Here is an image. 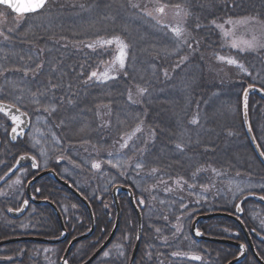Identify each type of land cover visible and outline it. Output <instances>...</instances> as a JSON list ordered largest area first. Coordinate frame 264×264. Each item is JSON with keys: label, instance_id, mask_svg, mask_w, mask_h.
I'll use <instances>...</instances> for the list:
<instances>
[{"label": "trees", "instance_id": "obj_1", "mask_svg": "<svg viewBox=\"0 0 264 264\" xmlns=\"http://www.w3.org/2000/svg\"><path fill=\"white\" fill-rule=\"evenodd\" d=\"M150 1L171 8L179 4L187 10L190 14L184 18L185 29L191 40L171 41L173 24L161 25L152 14L144 18L145 12L140 7L144 0H49L41 12L25 16L23 22L0 36V101L23 109L32 119L46 120L53 130L45 142L52 158L60 154L70 158V151L76 149L80 150L84 167L99 163L106 178L127 171V179L122 182L132 188L136 197V188L142 187L130 178L136 167L139 179L157 178L162 173L169 180L188 181L190 186L211 185L214 179L237 175L264 181V169L251 149L240 109V98L246 88L254 86L264 91V47L245 53L229 50L222 46L212 27L216 20L244 17L254 18L259 22L257 26L264 27V0ZM96 31L102 38L119 37L128 45L124 71H117L116 75L113 72L114 77L104 84L88 80L94 67L84 63L86 59L79 60L78 55L79 51L81 55H93L89 45L82 41ZM165 33L167 40L162 37ZM61 46L66 50L60 51ZM220 57L226 59L222 61ZM227 59H235L247 71L228 64ZM50 63L51 67H47ZM140 88L146 91L141 94ZM248 117L254 139L264 155V102L257 96L249 97ZM193 119L198 123H191ZM138 126L142 130L132 136ZM9 127L0 116V177L19 155L32 152L26 141L16 145L6 141ZM90 133H95L103 144L86 141ZM130 136L136 142L129 145L132 147H123ZM177 144L182 145V151ZM239 151H243L244 159L235 165L231 158ZM254 166L258 171L251 170ZM150 168L157 171L153 173ZM85 171L89 184L82 195L85 199L89 198L88 192L101 196L88 199L95 232L91 240L71 250L69 264L87 260L109 236L115 219L110 196L99 194L104 184L98 178L92 181L95 172ZM25 175L29 179L31 171ZM35 191L38 198L56 205L69 239L88 231L89 217L79 200L50 180L39 182ZM195 191L181 197L192 199ZM260 193L264 196V185ZM160 196L161 191H157L147 200ZM157 198L152 207L151 201H145L141 244L134 264H184L181 259H172V255L181 258L182 251L175 249V245H188L191 220L206 210L201 209L193 217L181 216L175 222L176 215H165ZM168 199L171 200L165 198V202ZM119 206V228L108 250L119 249L116 264H128L137 223L127 197L119 196ZM148 208L152 210L150 220L146 217ZM38 211L44 216L38 219L36 229L30 230L27 222L17 234L57 237L60 229L53 213L47 208ZM44 220L49 222L47 232L42 229ZM172 224L180 231L175 236L169 232L168 225ZM198 229L206 236L226 238V232H235L238 227L227 219H213L200 223ZM65 248L66 245L28 244L10 250L15 251L13 264H58ZM212 248L218 256L220 247L214 244ZM223 250L221 262L225 264L237 255L233 247L224 246Z\"/></svg>", "mask_w": 264, "mask_h": 264}, {"label": "rangeland", "instance_id": "obj_2", "mask_svg": "<svg viewBox=\"0 0 264 264\" xmlns=\"http://www.w3.org/2000/svg\"><path fill=\"white\" fill-rule=\"evenodd\" d=\"M138 1H143V0H138ZM145 3L141 5L140 3V7H141V11L145 12L144 18H149L150 14H152V16H154V19L156 21H158L161 25L162 24H173V29L180 27L182 28L184 31L182 33V35L180 37H176L174 32H172V40L174 41V39H180L182 38L184 43L188 42L189 40H191V38L188 37V32L187 29H185L186 24H185V16L183 15V13H181V15H177V11L178 9L175 6H172V8L166 4H162L160 2H156V1H148L144 0ZM132 4V3H131ZM134 5V3L132 4ZM164 7V12L160 13L158 12L156 9L159 7ZM150 8V13L148 11V9ZM187 11V10H185ZM188 17V16H186ZM245 18V17H244ZM24 17L23 16H18L12 14L7 8L1 7L0 6V36L3 34L4 31H10L11 27H16L18 24H20L21 22L24 21ZM231 20V19H230ZM241 19H233V24H229L228 21L226 20L224 22H217L214 21L215 23L212 22V27L214 28V31L217 32V34L219 35V38L221 40L222 46L224 48H227L229 50L235 51V52H239V53H245V52H249L252 51V49H248L245 51H240V47H244L243 45V41H251L253 39V37L256 38L258 43H262L264 40V27H259L257 26L259 22H257L256 20L254 21L251 20L250 22L247 23H236L237 21H240ZM218 25H223V31L221 30L220 27H218ZM172 29V31H173ZM224 31H227L230 33V35H228L227 37L224 35ZM161 32V29H160ZM164 32V31H163ZM100 32H94L89 34L90 37H88L86 40H83L82 43L85 45V43H87L88 45H91V47H89V50H91V52H93L92 56L86 55V54H82L80 53V51L78 52L79 60L81 59H86L84 61V63H90L89 65L93 66L94 69L93 71H91L90 73L92 74L93 72L97 73V77H93L92 79H95L94 83H106L108 81H110L109 79L113 78V72L114 74L117 73V71L123 70L126 66V63L124 64V67L121 68L119 65V62L117 61V56L119 53V45L117 43H112V44H107L104 43L105 41L108 40H114V38H102L99 36ZM167 33V32H166ZM165 33V34H166ZM167 34L166 36L162 35V37L164 39L167 40ZM184 37V38H183ZM65 40V39H64ZM62 40V41H64ZM170 40H168L170 42ZM61 41V44L63 43ZM123 41V40H122ZM233 41H236L240 47H232V43ZM124 42V41H123ZM125 43V42H124ZM126 44V43H125ZM65 48V46H61L60 51H63V49ZM168 48V46H167ZM256 49V48H255ZM254 49V50H255ZM59 50V49H57ZM66 50V49H64ZM78 50H81V48H79ZM96 52V53H94ZM126 52V57H125V62H127V57H128V48L125 50ZM171 52V51H170ZM169 52V53H170ZM14 53V52H12ZM32 53H34L32 51ZM167 53V54H169ZM166 54V55H167ZM91 55V54H90ZM47 58V62H48ZM56 61V60H55ZM56 65L57 61L54 62ZM47 67H51V63L49 64V66ZM105 73L107 75H105ZM116 75V74H115ZM89 79L88 80H92ZM69 121V120H68ZM72 123V122H71ZM105 127V126H104ZM53 134V130L51 129V126L46 122V120L42 119V118H34L32 121V125H31V130L30 133L28 134V137L26 140V145L27 147L32 151V153H35L38 157L39 160H41L43 163L41 165V169H45L47 168L49 162L52 161L55 163V161L57 160V158H61L63 160V165L62 166V170H61V174L63 175V177H68L70 178V172H68L67 170H71L72 174H74L75 172H77L79 174V179L82 180V182H77L78 184H76L77 189H81V190H85V188H88V180H87V175L85 174V172L83 171L82 165L76 163V162H82V164L84 163L82 161L83 158H81V156L79 155V151L80 150H76L73 149L70 151V158H66L64 157L62 154H60L59 156H57L56 158H51L50 153H46L47 149H44V147H48V143L45 144V142H47L49 140V138L52 136ZM122 137H120V139H122ZM86 141H89L92 144H103V142L101 141V139H99L95 133L94 134H88L85 137ZM38 141V143H37ZM135 139L133 137H131V139H127L125 141V143L128 144V147H132L129 146L130 144L135 143ZM89 143V144H90ZM87 144V143H85ZM241 153H237L235 156H233L231 158V161L233 162V164L237 165L241 162L243 158V151H239ZM79 157V158H78ZM83 157V156H82ZM81 159V160H80ZM247 161V160H246ZM94 163L88 165V167L86 168H90L93 169L92 165ZM250 164H251V160H250ZM253 165V164H252ZM83 166H85V164H83ZM135 168V167H134ZM152 169V168H150ZM258 168H256L255 166L251 169L254 171H258ZM25 171V170H24ZM138 167H136L133 172L131 173V177L130 178H134L136 181L135 183H138V186H142L144 188H138L137 186V190L136 193L138 195V199L139 200H144V201H151L149 202L150 207H152L151 205H153V200H155L157 197L154 198H150L149 200H147V198H149L150 196H152L153 194H156L157 191H161V195L160 197H158L157 199L161 200V203L163 205L162 207V212H164L165 215H176L174 218L175 222H179L181 216L183 217H193L195 213H198L201 209H204L206 211H212L213 210H218L221 208H228L229 210H233L234 206L236 204V201H238L242 196L244 195H249V194H256L257 192H259V188H261L264 185V181L261 179L258 180H251V177H247V178H241L239 175L237 176H233L231 179L230 178H225V179H214V181H211V185L210 184H204V185H200V186H190L188 183V181H184L183 179H178L180 181V183L178 184L177 181L178 180H169L167 179V176L159 173V175L157 176V178H148V177H143L141 179L137 178L138 177ZM95 174L94 176L91 174L88 176V178L92 177V181L97 180L95 178H98V180L100 179L102 184H104V186L100 187V191L99 193L101 195H108L109 194V190L111 188V186H113L114 184H120L123 183V180L127 179V171H123L120 172L119 175H114L112 176V178H106L103 171H100V168L95 170ZM241 175V174H240ZM133 176V177H132ZM24 177L25 174L20 173L19 175H17L16 178H13L11 181H9L8 183V187L9 188H15L18 187L19 188V193L21 194L22 190L21 188V184H23L24 181ZM19 180V183H17V181ZM73 180V179H72ZM138 180V181H137ZM74 181V180H73ZM134 181V180H133ZM213 182V183H212ZM140 183V184H139ZM228 184V187H226V185ZM222 185V187H221ZM237 186H239L240 188L243 189V191H237ZM194 187L196 188L197 191H195ZM195 191V197L190 199V198H183L181 197V195L183 194H189V193H193ZM186 192V193H185ZM2 194V193H1ZM88 197L89 199L91 198H99L98 194L95 192H88ZM165 198H170L171 200H167V202H165L166 200H164ZM220 199L223 200V202H220ZM176 205V207L179 206V208H174ZM178 205V206H177ZM260 207L253 204L251 206H249L247 208V214H246V221L247 224L251 225L252 227H256L258 229H264V215L262 213V211H260ZM112 213V211H110ZM151 212L152 210L148 208L147 213H146V217L147 220L151 219ZM164 216V215H163ZM173 220V221H174ZM191 223V222H190ZM169 228V232L171 234V236H175L177 234L180 233V231L178 230V228H176L175 225H168ZM177 231V232H175ZM189 233V231H188ZM227 235H230V233H227ZM175 237H173L174 240ZM178 239V236H177ZM224 240V239H222ZM225 241V240H224ZM227 241V240H226ZM231 241V240H228ZM167 241L165 240L164 243H166ZM180 244V243H179ZM215 246H219V245H215ZM175 249H180V250H184V254L183 257H189L191 255H198L200 256L202 259L200 260V262L198 264H207L205 263L208 258H210V256L214 257V261L212 258L211 264H218L220 263V261H215L216 257L214 255V248H212V246L209 245H205V244H196L195 242H189L187 246L182 248V245H175ZM105 253H107V255H105ZM102 257L100 258V263H106L108 261H110L113 257H115L116 255V249H111L107 252H105ZM118 256V255H117ZM204 259V263H202L201 261ZM233 260V259H232ZM230 260V262L232 261ZM210 263V261H208V264ZM188 264V263H187Z\"/></svg>", "mask_w": 264, "mask_h": 264}, {"label": "water", "instance_id": "obj_3", "mask_svg": "<svg viewBox=\"0 0 264 264\" xmlns=\"http://www.w3.org/2000/svg\"><path fill=\"white\" fill-rule=\"evenodd\" d=\"M30 2V0H14V3H20V4H24V3H28ZM47 2V0H46ZM2 7H6L5 5H0ZM12 13L18 15H23V14H28V12H25L23 14L19 13V12H15L13 11V9L8 8ZM41 10V9H40ZM39 11V10H37ZM36 11V12H37ZM34 13V12H31ZM257 96V98H260L262 101H264V92L259 89V87H254V86H250L248 88L245 89V91L243 92L242 95V100H241V105H242V122L247 134V137L250 141V144L252 146V149L254 150L257 158L259 159V161L261 162V164L264 166V156L262 155L255 139H253V134L252 131L250 129V125H249V120L248 118V100L250 96ZM11 106V107H9ZM0 107H4L5 111L8 113L7 115L4 114V112H0V115L6 117L11 125L12 128L16 127L17 131L16 133L12 132V128L9 132L8 135V141H10V143L15 144L17 141L19 140H24L25 136L27 135V133L29 132L28 129H30V119L29 116L24 113L23 111H21L19 109V111H17V107H14L8 103H4V102H0ZM12 116H18L19 120L17 121V123H13L11 117ZM0 147H1V142H0ZM21 157H23V159H21ZM19 157L16 160L15 165L13 166V168L8 171L7 175L5 176V179H9L11 178L15 172H17V170H20L21 168H25V167H30L32 169V171H37L38 169V164L37 161L29 156V155H23ZM33 162H35V167L33 166ZM49 178L50 180L54 181L55 183H57L59 186L63 187L65 190L69 191L71 194H73L77 199H79V201L82 203V205L85 207L89 219H90V229L87 233L71 240L70 244L68 245L65 253L63 254L61 261L59 264H68L67 258H68V254L71 251L72 247L79 243L80 241H85L86 239L91 238L94 229H95V224H94V219H93V214H92V210L90 209V205L89 203L86 201V199H84L75 189H73V187L68 184L67 182H65L64 180L60 179L58 176H56V173L52 170H46V171H42L39 174H37L32 180H30V182L27 184L26 186V195L27 198L29 199L28 202H31L35 205L38 206H48L49 208L52 209V211L55 213L59 223H60V231H61V236L60 239H51L50 241L48 239H41L38 237H22V238H16L13 240H9V241H4L0 243V247L1 246H6L7 244H11V243H39L43 244V245H57L60 243H63L64 240L67 239V231H65V227L62 221V218L59 214V211L56 209V207L50 203L47 200H41V201H35V199L32 197L30 189L32 187L33 184L36 183V181L41 180L43 178ZM124 194L126 195V197H128L129 203L131 205V207L133 208V211L135 213V217H136V222H137V234H136V241H135V245L133 247L132 250V254H131V258L129 261V264H133L135 261V257L138 251V247L140 245V241H141V233H142V218H141V209L143 208V204L139 203L137 204L133 195L132 190L130 189V187H125L123 185H116L114 186L111 191H110V195L114 204V208H115V212H116V217L115 218V222H114V227H112V231L109 235L108 238H106V241L100 246L99 249H97V251L92 255V257H90L88 260H86L85 263L83 264H92L95 259H97V257H99L106 249L107 247L111 244L112 242V238H114L117 230H118V226H119V221H120V207H119V203H118V196ZM255 201H257L258 203L264 205V200L260 197H254ZM28 202H25L21 209H19L18 211H10L8 212L10 216H12V218L14 219H18L20 217H22L24 215V213L26 212L27 206H28ZM242 209H241V202L236 206L235 209V214H226V213H209V214H203V215H198L195 217L193 223L191 224V228H190V234L192 239L197 242V243H211V244H226V245H230V246H234L235 248H238L240 250V254L239 256L234 259L233 261L227 263V264H239L240 262H242V260L245 257V246L244 245H239L236 244L232 241H224V240H218V239H214V238H210L207 236H204L201 232H199L197 230V226L200 222H204V221H208L211 219H228L233 221L234 223H236L238 225V227L240 228L241 232L244 233V235L247 237L248 241L250 242V236L249 234L246 232V229L244 228L243 223L241 222L240 218L242 216ZM197 232H199L200 234L197 235ZM252 236L258 240L259 242L264 243V237L259 236L258 234H256L255 232L251 233ZM250 251L253 255V257L255 258L256 262H258V264H264L260 258L258 257V255L256 254V252L254 251V248L252 245H250Z\"/></svg>", "mask_w": 264, "mask_h": 264}, {"label": "flooded vegetation", "instance_id": "obj_4", "mask_svg": "<svg viewBox=\"0 0 264 264\" xmlns=\"http://www.w3.org/2000/svg\"><path fill=\"white\" fill-rule=\"evenodd\" d=\"M1 147H2V141H1ZM25 154L33 157L38 162L39 167L41 169V165H42L41 164V161L39 160V157L35 153L29 152V153H25ZM25 154H21V155H25ZM21 155H19L18 157H20ZM18 157L16 159H18ZM62 162H63V160L61 158H57V160L55 161V163L52 162V161L49 162L46 170H52V171H54L56 173V176H59L64 181L68 182L77 192H79V194L82 195V191L83 190L77 189V187H76V184H78L77 182H79V183L82 182V180L79 179L80 178L79 177V174L77 172H75L74 174H72V171L71 170L70 171L67 170L68 172H70V175H69L70 178L63 177V175L61 174L62 173L61 170L63 169L62 166L64 167V165H63ZM76 163L82 165L79 162H76ZM80 168H82L83 171L86 170V168H84L83 165ZM22 170H23L22 173L23 174H26L27 171H31V168H29V167L21 168L20 170H17V172H15V174L11 178H9V179H5V175L6 174H4L2 177H0V243L1 242H4V241L13 240V239H16V238L19 239V238H22V237H38V238H41V239H48L49 241L51 239H58V238L60 239V236H61L60 223H59V221H58L55 213L52 211V209L49 208L48 206H38L37 207V205H35V204L31 203V202H28L29 199L27 198V195H26V186L30 182V180H32L38 173H40V171H38V172L31 171V177L29 179H26V175H25L23 184H21V188H20L22 190L21 191L22 192L21 194L18 192L19 191V188L18 187H15L13 189V188H9L7 186L8 183H9V181H11L13 178H16L17 175H19L20 174V171H22ZM44 170L45 169H42V171H44ZM95 170H97V169L95 168L94 171ZM43 180H50V179L47 178V177H45V178H43L41 180H38V181H36L35 184L32 185V187L30 189L31 195L35 199V201L47 200V199L38 198V191L37 192L36 191L34 192V187L37 186V184L39 182L43 181ZM50 181H52V180H50ZM56 185H57L58 189H62L64 191H66L67 193H69L71 196H73L69 191L65 190L63 187L59 186L58 184H56ZM260 196H261V198L264 197L263 195H260ZM262 199L264 200V198H262ZM25 202H28V206H27V209H26V212L24 213V215L22 217L18 218V219L12 218V216H10L8 212L13 211V210L14 211H18L19 209H21L22 205ZM49 202L52 203L51 201H49ZM256 202L257 201H255V203ZM52 204L56 207V205L54 203H52ZM236 204H235V206H236ZM245 205L242 202V205H241V208H242V211H241L242 212V217H241V219H243V221L245 219V215L247 214V212H246L247 210L245 208ZM81 206L83 207L82 204H81ZM235 206H234V209H235ZM263 207H264V205H263ZM42 208L49 209V211H51L53 213V215L55 216V218L57 220V223H58V226H59V229H60L59 230L60 231L59 235L57 237H55V238H43V237L36 236V234L35 235L30 234V235H21V236H19V234H17L18 231H19V229L20 228H23V227H26L27 222H28V227H29L30 230L36 229V227L38 226L37 225L38 224V219L40 217L44 216V215H42V213L40 211H38L39 209H42ZM56 209L58 210L57 207H56ZM234 209H233V211H234ZM59 214H60V216L62 218L64 227H65L64 219H63L60 211H59ZM89 221H90V219H89ZM49 227H50L49 226V222L47 223V221L44 220V222L42 224L43 231L44 232L49 231L50 230ZM65 229H66V227H65ZM89 229H90V225H89ZM89 229H88V231H89ZM246 229H247L248 234L250 235V242L248 241V239L244 235V233L241 232L238 229L235 232H231L230 235L225 236L226 238H221V239H224V240L225 239H228V240H231L232 242H234L236 244L244 245L245 246V257L242 260V262H240L239 264H250V263L251 264H258V262H256L255 258L253 257V255H252V253L250 251V245H252L254 247L257 255L259 256V258L261 259V261L264 263V243L259 242L258 240H256L252 236V234H251L252 232H256V234H258L259 236L264 237V229H262V228L261 229H258L256 227H252L249 224H246ZM94 232H95V229H94ZM94 232H93L92 236L94 235ZM92 236H91V238H92ZM77 237H74L72 239H69L68 232H67V239L64 240L63 243H60V244H57V245H43V244H40V242L39 243H32V242H29L28 243L27 242V243H11V244H7L6 246H1L0 247V264H13L14 263V260H15L14 259V253H15V251L10 250L13 246L28 245V244L39 245L40 244L41 246H44V247H56V246H59V245H66V248H65V250L63 252V254H64L65 251H66V249H67V247H68V245L70 244L71 240H73V239H75ZM91 238H89V239L91 240ZM89 239H86L85 241H87ZM82 242H84V241H82ZM82 242L80 241L79 243L75 244L72 247V249L76 245H78V244H80ZM206 245H214V244H206ZM215 245H219V247H220V250L218 251V254H219L218 256H220V260H218V256H215L216 257V260L215 261H220V264H222L223 262H221L222 261L221 260L222 259V254L221 253L224 251L223 250V247L226 246V244H215ZM109 247H111V245ZM112 249L113 250L116 249V252L117 253H116L115 257L112 258V261L111 262L100 263V258L107 251L106 250L99 257H97V259H95V261L92 264H116V260H117L116 258H117L119 249H117L116 247H114ZM96 251H97V249H96ZM239 252H240V250L237 249V252H236L237 255L233 258V260L236 259L239 256V254H240ZM70 253H71V251L69 252L68 258H67V261H66L68 264H69V256H70ZM131 253H132V251H131ZM63 254L59 258L58 264L60 263ZM130 256H131V254H130ZM212 258H213V261H214V257L213 256H210V258H208V260L206 262L205 261L204 262L208 264V261H210L209 264H211ZM129 259H130V257H129ZM186 261L187 262H191L193 260L187 259ZM85 262H86V260L83 263H85ZM128 262H129V260H128ZM223 264H225V263H223Z\"/></svg>", "mask_w": 264, "mask_h": 264}, {"label": "snow or ice", "instance_id": "obj_5", "mask_svg": "<svg viewBox=\"0 0 264 264\" xmlns=\"http://www.w3.org/2000/svg\"><path fill=\"white\" fill-rule=\"evenodd\" d=\"M45 4H46V0H30V2L24 3V4L14 3V0H0V5H5L8 8L13 9V11L19 12L21 14H23L25 12H28V13L36 12L37 10L42 9L45 6ZM133 6L136 7V5H133ZM175 7L178 9V11L176 13L178 16L181 15V13H183V15L185 17L190 14L188 11H185V9L179 4L175 5ZM156 10L158 12H160V13H163L164 12V7L163 6L159 7ZM253 19L254 18H242L240 21H237L236 23H247V22H250ZM213 23H215V22L213 21ZM228 23L229 24H233V21L229 20ZM218 27H220L221 30L223 31V25H218ZM183 31L184 30L182 28H180V27H177V28L173 29V32H174L176 37H180L182 35ZM224 35L227 37L228 35H230V33L227 32V31H224ZM104 43H107L109 45L112 44V43H117L119 45V53H118V56H117V61L119 62L120 67L123 68L124 64H125V57H126L125 50L127 49L128 45L125 44L119 37H115L114 40H108V41H105ZM242 43H243L244 47H240V45L236 41H233L232 47H234V48L240 47V51H245V50H248V49L254 50L257 47H264V44L258 43L255 37H253V39L251 41H243ZM89 47H91V45H89ZM219 59H221L223 61L226 58L225 57H220ZM226 62L228 64H234L237 67L241 68L242 70L247 71L246 69H244V66L242 64H239L235 59H227ZM105 75H107V74L105 73ZM93 77H97V73L96 72H93L91 74V76L89 77V79H92ZM145 91L146 90L143 89V88L139 89V92L141 94H143ZM129 98L131 99V95H129ZM9 107H11V106H9ZM17 111H19V109H17ZM0 112H4L5 115L8 114L5 111L4 107H0ZM11 119H12L13 123L15 124L19 120V117L18 116H12ZM191 123L196 124V123H198V121L193 119L191 121ZM141 130L142 129L138 126L133 131L132 136H134L137 132H140ZM16 131H17L16 127H13L12 128V132L16 133ZM129 139H131V136L129 137ZM37 143H38V141H37ZM123 147H128V144L125 143L123 145ZM177 148L180 149L181 151L183 150V147L180 144H177ZM21 159H23V157H21ZM33 166L35 167V162H33ZM92 167L96 168V169H99L101 167V165L99 163H94L92 165ZM156 171H157V169H155V168L152 169L153 173H155ZM197 171H199V170H197ZM17 183H19V180L17 181ZM177 183L179 184L180 181L178 180ZM237 191H241L242 192L243 189L240 188L239 186H237ZM262 198H264V197H262ZM141 203H143V201H141ZM157 231L159 232V229H157ZM199 234L200 233L197 232V235H199ZM105 255H107V253H105ZM188 258L191 259V260H195V261H200L202 259L198 255H191Z\"/></svg>", "mask_w": 264, "mask_h": 264}]
</instances>
